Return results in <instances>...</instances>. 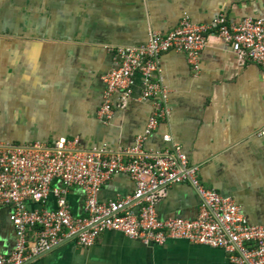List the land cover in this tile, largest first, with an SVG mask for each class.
Returning a JSON list of instances; mask_svg holds the SVG:
<instances>
[{"label": "crops", "instance_id": "1", "mask_svg": "<svg viewBox=\"0 0 264 264\" xmlns=\"http://www.w3.org/2000/svg\"><path fill=\"white\" fill-rule=\"evenodd\" d=\"M219 13L229 21L264 19V0H0V142L53 146L76 139V149L109 155L134 144L153 110L138 99L136 77L125 109L113 102L107 121L98 118L103 77L113 48L146 43L151 30L173 29L184 15L209 23ZM156 79L166 88L168 115L143 143L159 151L176 142L206 189L229 197L251 225H264V68L240 64L230 46L206 33L195 73L183 52L158 55ZM168 134L170 141L163 135ZM134 183L126 174L106 181L99 202L124 198ZM66 200L82 216L83 195ZM54 200L50 202L53 207ZM201 200L188 182L172 185L155 205L158 218L194 219ZM11 209L0 208V255H9L16 233ZM30 264H229L217 248L169 239L145 245L105 231L90 247L61 242Z\"/></svg>", "mask_w": 264, "mask_h": 264}, {"label": "built area", "instance_id": "2", "mask_svg": "<svg viewBox=\"0 0 264 264\" xmlns=\"http://www.w3.org/2000/svg\"><path fill=\"white\" fill-rule=\"evenodd\" d=\"M227 43L240 64L264 68V19L242 18L238 22L219 13L209 23L193 22L184 15L168 32L151 30L146 43L113 48V65L103 77L104 92L98 118L107 121L116 108L125 109L132 97L136 77L142 89L138 99H152L153 110L133 146L118 154L76 149V139L59 138L53 146L35 142L14 146L0 142V208L11 209L15 247L0 255V264H30L61 242L73 240L90 247L99 234L119 232L145 245H163L169 239L187 240L223 250L229 264H264V225H251L229 197L203 188L199 166L191 164L185 151L171 141L159 151H146L143 143L169 113L166 88L154 78L158 55L166 50L183 52L196 73L206 33ZM170 141L168 134L163 135ZM117 174L134 183L133 192L121 199L99 202L102 185ZM190 183L200 197L194 219L157 216L155 205L168 188ZM83 195L82 216H74L66 200L70 189ZM53 207H50L51 200Z\"/></svg>", "mask_w": 264, "mask_h": 264}]
</instances>
